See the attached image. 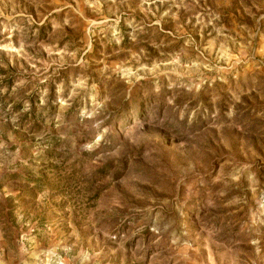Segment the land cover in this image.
<instances>
[{"label":"rangeland","instance_id":"1","mask_svg":"<svg viewBox=\"0 0 264 264\" xmlns=\"http://www.w3.org/2000/svg\"><path fill=\"white\" fill-rule=\"evenodd\" d=\"M0 264H264V0H0Z\"/></svg>","mask_w":264,"mask_h":264}]
</instances>
